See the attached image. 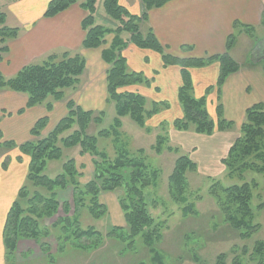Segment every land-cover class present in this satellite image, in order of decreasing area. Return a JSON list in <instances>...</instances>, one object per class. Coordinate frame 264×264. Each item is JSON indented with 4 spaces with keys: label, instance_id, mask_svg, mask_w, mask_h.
Wrapping results in <instances>:
<instances>
[{
    "label": "trees",
    "instance_id": "1",
    "mask_svg": "<svg viewBox=\"0 0 264 264\" xmlns=\"http://www.w3.org/2000/svg\"><path fill=\"white\" fill-rule=\"evenodd\" d=\"M78 1L80 0H50L43 16L53 17ZM168 1L170 0H141L142 12L138 15L128 11L118 0H82L80 4L87 13L81 22L85 31L82 48L97 49L104 43L106 35H112L109 45L101 50V58L108 66L105 73V103L114 104L116 115L110 129L99 130L97 135H93L90 130L101 123L103 110H84L70 99L66 103V115L44 136L41 131L46 126V116L39 118L31 127L32 140L16 144L13 140H4L0 132V155L16 148L19 153L29 158L25 183L18 189L4 220L2 244L5 264H10L14 259L17 243L21 240L35 241L41 252L51 259L53 256L49 254L48 246L42 239L48 235L46 220L54 217L55 221L49 227L56 229L58 244L72 242L76 246L96 248L105 239H113L129 246L135 238H140L148 262L140 259L137 264H164L161 249L169 225L166 220L156 219L150 213V208H155L157 202L150 199L148 191L158 184L159 169L146 163L142 149L130 153L125 147H118L114 155L109 157L97 147V136L112 135L116 140L119 138L123 117L128 116L136 124L144 126L146 118L158 113L159 107H167L165 102H153L151 109L146 110V99L143 95L122 90L127 86L149 84L141 72L127 69L122 52L131 44L158 53L164 67L178 66L181 85L177 100L181 105L182 115L172 121V128L177 131L193 129L194 133L207 136L226 131L232 126V122L223 117L219 92L227 76L239 69V65L228 53L234 42L233 34L227 39L226 51L220 55L182 58L168 53L158 43L151 28L142 27L147 20L148 11L160 8ZM4 22L5 14L0 12V54L7 50L4 44L9 39L16 38L19 33V28L6 26ZM236 26L238 23L234 22L233 27ZM241 27L254 41L255 29ZM258 41L254 42L257 44ZM212 61L219 64L214 86L218 95L214 107L215 120L206 111L205 96H193L188 70L190 67L201 68ZM260 62L264 63V59ZM84 66L85 60L79 53H52L41 63L23 66L12 77L6 78L0 72V89L26 95L25 107L18 110V113L45 101H48L46 109L50 111L52 103L48 99L57 101L64 96L66 90L75 89L80 83ZM238 130L237 137L220 162L227 169V174L236 175L239 182L227 186L213 182L208 187V194L215 199L218 207L220 221L217 223L229 227L238 238L247 239L260 226L253 222L250 207L254 195L259 194L257 184L245 181L243 173L247 170L264 173V102L256 103L245 110ZM156 141V146L152 147L156 154L164 151L178 153V149L169 144L167 136H158ZM74 148H79V154L93 157V177L85 183L80 180L83 175L77 169L74 159L65 155V150ZM53 161L62 163L61 172L50 178L45 170L48 163ZM1 166L3 169L7 168L4 161ZM196 170V163L184 154L175 159L172 171L167 177L168 197L176 204L183 218L200 216L196 201L201 197L190 187L186 176L187 172ZM67 187L72 190V210L68 203L60 204L58 199V190ZM117 190L121 191L117 202L123 213L124 225L111 226L106 233L97 231L91 225L82 226L78 211L86 210L92 219L98 220L107 213V206L100 201V196ZM263 207L264 202H260L258 208ZM61 208L63 214L58 215ZM89 240L93 241L89 244ZM189 253L190 258L186 256L188 260L201 264L197 249H191ZM176 256L179 257V262L182 255ZM225 258L226 255L221 253L216 258V264H225ZM231 264H264V241L256 242L250 252L243 247L231 259Z\"/></svg>",
    "mask_w": 264,
    "mask_h": 264
},
{
    "label": "crops",
    "instance_id": "2",
    "mask_svg": "<svg viewBox=\"0 0 264 264\" xmlns=\"http://www.w3.org/2000/svg\"><path fill=\"white\" fill-rule=\"evenodd\" d=\"M49 1L0 0V12L5 14V25L19 28L18 36L4 44L7 50L1 53L0 72L4 77L9 78L25 65L41 63L52 53L67 51L83 56L85 68L81 77L86 76L87 80L84 83L80 79L75 89H68V93L65 91L64 96L57 101L48 99L52 103L50 111L46 109L48 101H45L18 113V110L25 107L26 95L9 89H0V132L4 140H13L16 144L32 140L30 129L39 118L44 116L47 117V123L41 135H46L60 118L66 115V103L70 99L82 109L89 111H100L105 105V73L108 66L101 58L103 48L100 50L82 48L85 32L81 22L86 15L80 6L82 0L53 17H44L43 13ZM118 1L133 14L138 15L142 12L141 0ZM262 14H264V0H170L160 8L149 10L147 20L142 27L144 29L150 27L158 42L168 53L182 58H207L223 54L226 51L229 35H234V43L229 54L239 65V69L227 76L219 92L223 117L232 122L231 129L240 125L247 108L264 102V68L259 62L248 59L256 43L241 27L261 26ZM99 21H102V18H99ZM234 22L238 23L235 28H233ZM111 39L112 36L108 34L104 39L105 47L109 45ZM237 39L247 44L245 47L247 56L242 60L240 58L238 60L231 53ZM122 55L129 71L141 72L149 81L148 87L132 85L122 90L143 95L145 99H149L146 103H167V107H160L153 117H161L153 122L155 127L165 125L172 134L184 133L172 128V121L182 115V108L177 100V92L181 85L179 67H164L158 53L149 49H139L131 44L127 45ZM213 62L216 61L201 68H192L191 76L193 96L200 98L208 97L210 94L214 104L218 96L214 84L219 65ZM153 92L161 95L159 100H151ZM167 112H171L169 117L172 119L166 118ZM212 115L216 118L215 110ZM153 118L151 117L150 120ZM3 159L4 153L0 155V264H5L2 245L5 216L16 198L18 189L25 183L29 162L27 156L20 162L10 160L7 168L3 169L1 166ZM85 166L86 163L80 161V170ZM108 194L110 192L103 193L100 200L115 213L117 218L115 199ZM19 242L17 247L20 245Z\"/></svg>",
    "mask_w": 264,
    "mask_h": 264
},
{
    "label": "rangeland",
    "instance_id": "3",
    "mask_svg": "<svg viewBox=\"0 0 264 264\" xmlns=\"http://www.w3.org/2000/svg\"><path fill=\"white\" fill-rule=\"evenodd\" d=\"M99 9L101 11V8ZM254 29V41H259L257 44L253 45L251 52L248 55V59L259 62L264 68V63L260 62L261 59H264V25L254 26ZM107 36L108 35H106L105 38ZM105 46L106 45L103 43L97 49L100 50L105 48ZM246 46L247 44L241 39H237L236 46L231 50V53L234 54L238 60H242L243 57L245 58L247 56L245 53ZM213 63L218 62L216 61ZM209 64L210 63L206 65ZM192 68L194 67L188 69L191 82ZM80 79L83 80V82L87 80L86 76H83ZM67 91L68 90H66V93H68ZM209 95L208 97L205 96L204 106L210 118L215 120V117L212 114H214L213 109L216 103L213 104L214 100L210 98ZM151 96V100L154 101L159 100L161 97V95H157L155 92H153ZM146 100L149 101L147 98ZM152 103L147 102L145 109H151ZM102 110L103 116L101 123L96 124L90 130L93 135H97L99 130L110 129L113 119L116 116L113 103H105ZM167 113L166 118L169 120L172 119V117H169L171 112ZM154 116L156 115L154 114L149 118H146V124H144V126L136 124L128 116H125V118L123 117L124 119L122 121L119 138L116 140L115 136L112 135L108 137L97 136L98 149L105 151L109 157L114 155L115 149L118 147H125L130 153L137 149H142L145 153L146 163L159 169V182L155 187L149 188L148 191L150 199L157 202L155 208H150V213L156 219L160 218L166 220L169 225V229L165 232L164 242L161 249L164 264H197L193 260H188L186 258V256L190 258L191 253H189V251L191 249H197V252L200 255L199 259L201 264H216V258L221 253L226 255L224 260L225 264H231V259H233L243 247L250 252L256 242L264 241V207L258 208V204L264 202V173L252 170H247L243 173L245 181L254 182L258 186L257 191L259 195H254L250 207L253 215V222L258 223L260 226L259 229L249 238L240 239L230 230L229 227L217 223L220 221L218 217V207L215 199L208 194V187L213 182H220L224 186L239 182L236 175L230 176L227 174V169L220 162L221 159L225 157L227 149L237 137L239 126H233V128L228 129L225 132H215L212 136L195 134L193 129L186 130L184 133L172 134L165 125H158V127H155L156 125H154L155 123L153 122L155 119L161 117L157 116L153 118ZM151 117L153 118L152 120H150ZM158 136H167L169 138V144H171L172 147H176L178 153L164 151L159 155L156 154L152 147L156 146V138ZM184 154L188 155L197 165V170L195 172L186 173L190 187L201 197L196 201V209L200 213V216L194 218H183L180 211H178L176 204H174L167 194V177L172 171L175 159ZM12 155L14 158H12ZM65 155H67V157H72L77 169L80 172L83 171V176L80 178L81 182L88 181L93 177V157L88 154H79V148L65 150ZM23 157L26 156L22 155L16 148H14L11 151L9 150L4 153L3 161L8 166L10 160H17L20 162ZM80 161L86 163V166L81 170L79 167ZM61 164L62 163L57 161L48 163L45 174L48 177L53 178L61 172V169H58L61 167ZM59 170L60 172H58ZM71 193L72 190L69 187L63 190H58L60 204L68 201L69 208L72 210L73 201ZM108 195L115 199L118 217L116 218L115 213L107 207V213L101 216L98 220H94L86 210L80 209L78 214L81 218L82 226L85 227L91 225L97 231L106 233V230L111 226L124 225L123 213L117 204L118 197L121 196V191L117 190L110 192ZM57 214H63L62 208L59 209ZM54 221L55 217L46 220L45 226L49 228L47 230L48 235L42 239V241H45L48 246L49 254L53 256L51 259L41 252L35 241L21 240L19 242V247H17L15 251V257L10 261V264H137L140 259L148 262L143 252L144 249L142 248L140 238H135L134 242L129 246L113 239H105L103 244L96 248L80 247L72 242H69L72 244L66 242L64 244H58L56 229L54 230L49 227ZM217 224L218 226L215 227ZM92 241L93 240H89V244ZM177 254L182 255L179 262V257L176 256Z\"/></svg>",
    "mask_w": 264,
    "mask_h": 264
}]
</instances>
